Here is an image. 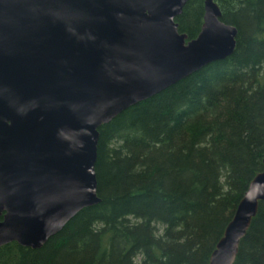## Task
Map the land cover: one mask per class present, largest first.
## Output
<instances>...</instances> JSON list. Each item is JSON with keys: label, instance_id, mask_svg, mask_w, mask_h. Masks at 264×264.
I'll return each mask as SVG.
<instances>
[{"label": "water", "instance_id": "obj_1", "mask_svg": "<svg viewBox=\"0 0 264 264\" xmlns=\"http://www.w3.org/2000/svg\"><path fill=\"white\" fill-rule=\"evenodd\" d=\"M187 0H0V246L39 248L99 201L97 128L230 55L236 28L203 0L197 35L174 18ZM249 181L208 264H232L259 201Z\"/></svg>", "mask_w": 264, "mask_h": 264}, {"label": "trees", "instance_id": "obj_2", "mask_svg": "<svg viewBox=\"0 0 264 264\" xmlns=\"http://www.w3.org/2000/svg\"><path fill=\"white\" fill-rule=\"evenodd\" d=\"M236 28L212 61L97 128L99 201L39 248L0 246V264H208L264 155V0H213ZM203 0L174 18L186 40ZM232 264H264V201Z\"/></svg>", "mask_w": 264, "mask_h": 264}]
</instances>
